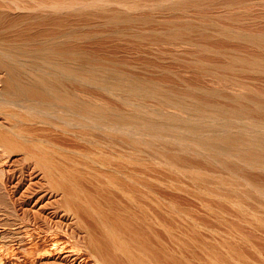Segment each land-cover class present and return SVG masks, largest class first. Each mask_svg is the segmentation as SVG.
Instances as JSON below:
<instances>
[{
    "label": "bare ground",
    "instance_id": "bare-ground-1",
    "mask_svg": "<svg viewBox=\"0 0 264 264\" xmlns=\"http://www.w3.org/2000/svg\"><path fill=\"white\" fill-rule=\"evenodd\" d=\"M218 3L225 9L223 15L217 9L219 16L212 8ZM194 29L202 31L198 38L191 35ZM146 39L159 46L189 43L205 55L207 66L215 63H208L211 56H221L213 67L219 64L231 75L208 69L215 86L136 75L130 56L116 53L134 47L144 63L174 76L145 57ZM108 44L112 54L100 55ZM172 52L164 48L159 55L176 56ZM259 81L264 82V0H0V148L33 163L81 236L57 245L49 233L61 228L32 224L41 231L26 233L25 262L216 264L213 248L182 247L185 211L168 191H190L180 178H161L159 167L171 177L181 171L212 183L201 189L210 210L219 203L232 206L235 198L240 214L263 218ZM216 171L235 173L236 179ZM241 185L261 198L255 206L243 204ZM164 235L179 248H169Z\"/></svg>",
    "mask_w": 264,
    "mask_h": 264
},
{
    "label": "rangeland",
    "instance_id": "rangeland-1",
    "mask_svg": "<svg viewBox=\"0 0 264 264\" xmlns=\"http://www.w3.org/2000/svg\"><path fill=\"white\" fill-rule=\"evenodd\" d=\"M215 6H213L212 8H214L213 10H215V14L217 16H219L221 11H225V9L222 8L223 7L222 5H221L222 7L221 6L219 7V3L218 5L216 4ZM193 9L195 11L197 10V8L195 7ZM217 9L218 12L220 13L218 12L216 13ZM193 11L192 13L195 12ZM223 13L224 12H222L220 15H223ZM215 16L214 18H219ZM197 20L198 18L194 19V23H197L198 22ZM194 30L195 33H193L194 32L193 31L191 32V35L194 38H198L200 36L199 33L201 30L197 29L199 30L198 33L196 32L197 31L196 29ZM196 34L197 36L199 34V36L197 37ZM144 41H142L143 45L146 44L145 46L148 45V47L149 45H151V50L149 51L150 53L148 52L150 47L147 48L144 46V49L146 48L147 52L145 51L146 49L144 51L146 52V54L147 53L149 54V55L147 54L145 57L147 59L151 58L152 61L154 62H160L159 64L162 65L163 67L169 68L173 72L174 76L173 78L171 77L167 78L161 70L162 67H158L157 64L155 63H151V64L144 63L143 62L144 59L142 58L144 57V55L142 56L141 52L140 54L138 51H134L136 50L134 49V47L132 49L125 48L119 51L118 53H116L118 54L119 58L130 56L131 58L130 60L135 65L132 71L136 75H144L149 78L165 82L167 84L178 82L180 85L206 84L208 86H215L218 84V82H216V78L214 80V74L212 76L211 73L209 74V72L213 71V70L210 71L208 70L211 67L215 71L218 70L217 73L220 75L226 73L231 75V72H228V70L224 68H220L221 66L219 67V64L217 65L218 66L217 68L213 67L215 66L216 63H219L214 59H217L221 56H217V55L211 56L210 58L214 57L211 59L214 60L212 62L210 58L207 57L206 61L209 60L208 63L213 64L215 62L214 65L208 64L207 66V63H205L204 60L205 55L204 54L202 55V52L199 53L200 51L198 52V49L194 48V46L189 43L187 44L181 43L184 46L180 45V47H178L179 44L170 45L171 43L168 44L170 46H168L167 43H165L166 45L162 44L163 46L162 45L159 46L157 44L158 47H156L157 45L150 44L151 40H149L150 42H148V40L146 42ZM176 45L178 48L176 47ZM163 47L166 50H169L170 52L173 51L172 52L173 54L176 53V56L178 58L182 57V59H180L182 61L180 60L175 61L173 59V56L174 58L176 56L175 55L172 56V54H167V56L165 55L166 57L159 55L161 50H164ZM111 48H113V44L112 45L108 44L98 52L100 55H104V54L108 55L109 53L112 54L111 51H113V49L111 50ZM156 48H159V50ZM156 50L158 51V53ZM152 51H154V53H152ZM188 51H190V53L196 51L195 52L196 55H193L195 53L189 54ZM180 52L182 55L179 54ZM138 53L140 55H137ZM187 55L189 58L192 59H188ZM191 55L192 57H190ZM193 56L195 57L198 56V58L196 57L197 58L196 59ZM163 57L164 59L160 60V58ZM200 57L203 58L204 60L203 63H201V61H203L202 59L201 61L198 60L200 59ZM219 59L222 60L224 58L222 59L219 58ZM189 60L192 61L195 60L196 64ZM197 61H199L200 63ZM190 62L192 63L190 64ZM193 63L196 65L194 66L198 69H196L192 65ZM200 64L202 65L205 64V66H207L206 69H204L205 66L201 65L202 68L204 67L203 69L205 71L201 68ZM197 65L199 66L197 67ZM222 69H224V71ZM259 84L264 89V82L259 81ZM0 159H1L0 161V264H15V263L27 264L25 262V259L27 257L26 251L28 248H30L29 247L30 245L28 243L29 242L28 239L30 238V236H28L29 235L28 233L29 230L31 229L33 230L34 226H32V224H36L41 229H45L47 227H51V229L61 228L60 230L62 231L60 232L55 231L53 233H49L51 237L54 238L53 242L57 245L61 244L63 240L70 239V241H79L81 239V236L74 234L72 231L74 220L72 218L71 219L67 218L64 212L59 208L60 196L54 194L52 195V193H50L47 190V185L42 179L41 173L35 168L33 163L31 161L26 160L23 154L19 153L11 156V154H8V152L6 153L5 151L3 152L1 148H0ZM160 167L159 169H163L161 171H164L161 172L162 176L159 175L161 178H165L168 181H174V182H179L182 179L183 181L182 185H184L183 187H185L184 190H186V188L188 187L187 190L190 191V193H185V192L183 193V191L178 192V190L175 191L174 189L173 190L168 189L170 195L172 194L170 196L168 193L169 196L168 198L171 199L176 204L178 203L177 205L182 209L184 208L183 210L185 211L183 217V224L185 225H183L184 227L182 228L184 229L183 232H185L183 233L184 234L183 238L185 240L183 243L185 247L182 245L183 248H213L215 250L214 253L217 254V255L214 254L217 257L215 258L217 259L215 260L216 264H264V215L263 218L261 217L262 219L261 218L257 219L250 215L244 216L240 214L236 209L237 207H235L236 206L235 204H237L235 198L233 199L235 203L232 200L234 204L230 202V204L231 203L233 204L232 206L225 205V204H229V202L223 205V207L225 206V209L222 207V205H219L220 203L216 205H212L213 208L211 209L215 210L212 212V210L209 209L210 206H207V204L205 203L206 201L209 200V198H207V195L201 191L202 188L203 190L205 187L209 188V185H212V183L207 184L204 181L201 182L202 183L201 184L200 181L197 182L193 178L188 177V175L185 176L184 172H183L184 174L183 176L182 174L180 175L181 171L179 172L177 171L178 173H174L176 175L178 174L177 176L179 177H176V175H174L173 173H172L173 176L171 177V173L165 174V171L168 172L166 170L167 168L164 169L163 167L161 168ZM203 168L212 169V167L210 168V166L207 165H203ZM218 172L219 173L224 172L223 175H225L226 177L223 178L224 179L227 178L226 180L236 179L235 173L233 174L232 172L229 171H216V173ZM174 177L180 178L179 181L178 179L177 180L174 179ZM171 178L173 180H171ZM205 184L208 186H206ZM221 188L223 192L229 193L228 189H226L225 186ZM224 189L227 191H225ZM187 190L186 192H188ZM46 191H48L47 194ZM238 193L239 195L243 194V197L245 198V202L243 201V204H245V206L246 205L255 206L257 200H261L258 194L255 191H253L249 185L248 186L241 185ZM184 196L186 197V199ZM35 200H37L36 203ZM37 203H39L40 206L39 205L36 206ZM214 212H217L218 214ZM34 229L36 232L41 231L37 227H34ZM164 237L163 239L166 240L165 242H167V244L170 242V244H168V246L170 245L169 248L170 247L179 248L178 245L176 246L177 244L176 242L175 244L172 240L167 238L166 235H164ZM171 241L174 244L173 243L171 244ZM54 260H55L54 258L51 259V261ZM36 262L39 263V261Z\"/></svg>",
    "mask_w": 264,
    "mask_h": 264
}]
</instances>
